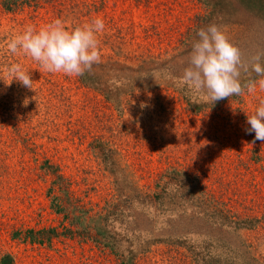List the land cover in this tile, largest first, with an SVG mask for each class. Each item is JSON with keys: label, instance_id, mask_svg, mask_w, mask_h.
Instances as JSON below:
<instances>
[{"label": "rangeland", "instance_id": "374dc122", "mask_svg": "<svg viewBox=\"0 0 264 264\" xmlns=\"http://www.w3.org/2000/svg\"><path fill=\"white\" fill-rule=\"evenodd\" d=\"M215 1H0V44L28 24L105 22L101 60L81 76L0 50V79L20 62L33 80H0V264H196L188 243L222 264L241 263L240 243L264 258V142L245 131L264 91L212 104L179 82L198 13L241 31ZM210 197L253 218L209 222Z\"/></svg>", "mask_w": 264, "mask_h": 264}, {"label": "clouds", "instance_id": "9594fccd", "mask_svg": "<svg viewBox=\"0 0 264 264\" xmlns=\"http://www.w3.org/2000/svg\"><path fill=\"white\" fill-rule=\"evenodd\" d=\"M105 30L103 18L96 17L91 22L74 27H66L62 19H55L44 25H25L21 31L12 33L0 50L8 56L29 57L38 63L41 69L49 73H62L66 76H81L91 71L94 64L101 60L99 34ZM197 39L191 45L187 66L183 69L179 82L200 94L204 100L215 102L254 94L257 87L264 91V53L253 58L250 68L242 62L240 49L229 39L226 32L216 24L200 28ZM4 71L13 80L33 90L31 73L20 62H10ZM255 73L258 79L241 80V73ZM25 105L28 103L24 101ZM141 107H145L142 103ZM245 131L255 133V139L264 142V99L249 114L246 113Z\"/></svg>", "mask_w": 264, "mask_h": 264}, {"label": "trees", "instance_id": "16d2710c", "mask_svg": "<svg viewBox=\"0 0 264 264\" xmlns=\"http://www.w3.org/2000/svg\"><path fill=\"white\" fill-rule=\"evenodd\" d=\"M203 1L206 5V1L210 0ZM217 5L219 6L217 10H223L224 14H226L227 18L224 17L226 23H236L241 27L239 33H236V35L229 33L228 37L231 42L240 49L242 62L251 66L253 58L257 54L264 53V0H218ZM207 15L208 14L204 12L196 15L195 33L200 28H206L212 24L211 21L207 19ZM262 63H264V57H262ZM195 94L198 93L195 92ZM183 95L186 98L190 95V88L186 85ZM135 197L142 201H149L152 203L157 202L160 199L159 196L152 197L149 193H137ZM206 202L207 211L204 212L202 217H205L209 222L227 227L230 229L229 231H237L238 229L245 227L246 222L253 218L232 213L227 208L223 209L220 206L219 201L214 198L210 197ZM186 245L196 261V264H222L219 253L212 254L207 252L208 257H202L200 256L203 253L201 252L200 244L188 243ZM237 250H240V255L242 257L240 264H264V258H259L253 255L248 249L247 244L240 243V246H236L235 244L233 247H229V251L236 252ZM225 261L228 262H225L224 264H235V261L237 260Z\"/></svg>", "mask_w": 264, "mask_h": 264}]
</instances>
